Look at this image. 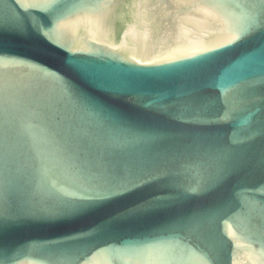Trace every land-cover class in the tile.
<instances>
[{
    "label": "water",
    "instance_id": "obj_1",
    "mask_svg": "<svg viewBox=\"0 0 264 264\" xmlns=\"http://www.w3.org/2000/svg\"><path fill=\"white\" fill-rule=\"evenodd\" d=\"M0 264H264V0H0Z\"/></svg>",
    "mask_w": 264,
    "mask_h": 264
}]
</instances>
